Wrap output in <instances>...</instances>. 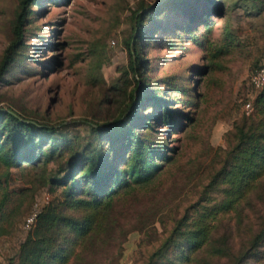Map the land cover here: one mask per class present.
I'll use <instances>...</instances> for the list:
<instances>
[{
	"label": "trees",
	"instance_id": "1",
	"mask_svg": "<svg viewBox=\"0 0 264 264\" xmlns=\"http://www.w3.org/2000/svg\"><path fill=\"white\" fill-rule=\"evenodd\" d=\"M36 4L18 0L11 37L0 54V82L19 54L29 8ZM223 9L224 0H158L137 6L125 41L126 64L119 74L122 82H133L124 107L112 119L89 126L84 137L0 106V237L10 233L27 192L48 185L53 195L5 264H80L85 253L95 249L107 255L104 246L113 243L118 225L114 201L151 187L175 166L179 149L168 140L173 133L184 134L191 122L182 110L185 106L175 108L170 96L189 89L173 84L171 76H148L146 41L169 27L165 21H178L175 27L193 31L204 17L223 18ZM226 50L223 44L217 52ZM205 69L193 73L201 76ZM197 82L190 81L193 91ZM254 92L251 112L232 124L229 145L193 204V213H184L174 223L145 264L264 261V88ZM53 163L56 169L49 175ZM13 169L29 189L8 188ZM228 214L234 217L235 243L227 234H215L219 219Z\"/></svg>",
	"mask_w": 264,
	"mask_h": 264
},
{
	"label": "rangeland",
	"instance_id": "2",
	"mask_svg": "<svg viewBox=\"0 0 264 264\" xmlns=\"http://www.w3.org/2000/svg\"><path fill=\"white\" fill-rule=\"evenodd\" d=\"M157 1L37 0L26 17L19 54L0 82V106L81 137L89 126L115 117L133 84L119 77L126 64L132 12ZM17 3L0 0V54L10 40ZM223 11V18L204 17L193 31L175 27L178 21L170 19L166 30L146 41L148 76H171L173 84L189 89L170 96L175 108L185 106L182 110L191 122L184 134L173 133L168 140L179 149L175 166L151 187L114 201L118 225L113 243L101 248L107 255L95 249L85 253L80 264H145L174 223L184 213H193V204L229 145L232 124L255 94L249 75L264 65V0H224ZM170 17L180 19L175 13ZM223 44L227 50L219 54ZM200 67L207 69L197 76L193 70ZM191 80H198L194 91ZM55 169V163L49 164V175ZM8 188L30 186L13 169ZM45 194L53 196L48 185L27 192L10 233L0 237V264L16 254L27 232L24 218ZM233 224L232 214L222 216L215 234H227L235 243Z\"/></svg>",
	"mask_w": 264,
	"mask_h": 264
},
{
	"label": "built area",
	"instance_id": "3",
	"mask_svg": "<svg viewBox=\"0 0 264 264\" xmlns=\"http://www.w3.org/2000/svg\"><path fill=\"white\" fill-rule=\"evenodd\" d=\"M248 82L254 90H260L264 88V65L257 67L253 72H251L248 78ZM251 110H252L251 102L247 100L243 105L244 114L246 115L249 114ZM49 200L50 199L48 194H45L42 196L40 202H35L32 205L30 211L27 213V215L24 218L25 228L28 229L33 224L37 214L40 212V210L44 205L48 204Z\"/></svg>",
	"mask_w": 264,
	"mask_h": 264
}]
</instances>
